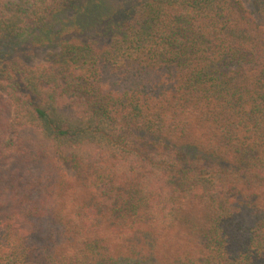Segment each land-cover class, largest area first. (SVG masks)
<instances>
[{"label":"trees","instance_id":"1","mask_svg":"<svg viewBox=\"0 0 264 264\" xmlns=\"http://www.w3.org/2000/svg\"><path fill=\"white\" fill-rule=\"evenodd\" d=\"M102 2L0 0V264H264V0H139L25 61Z\"/></svg>","mask_w":264,"mask_h":264},{"label":"rangeland","instance_id":"2","mask_svg":"<svg viewBox=\"0 0 264 264\" xmlns=\"http://www.w3.org/2000/svg\"><path fill=\"white\" fill-rule=\"evenodd\" d=\"M102 1V5L97 9L98 13L96 19L103 20L99 23V25H88L87 27L82 25V30H80L74 22L71 27L67 28H60V26L56 25V27H53L47 33L43 32L34 36L32 41H26V44L22 46L21 50V53H25L23 57L25 61L30 65L52 61L59 54L60 41L64 38L72 37L74 34H77V36L82 38L90 37V39L103 40L105 37L113 33V31L118 29V21H123L139 0ZM108 3L114 4V12H110V14L109 11L112 10V8L108 5ZM103 16H112V21L109 22L106 18H102ZM62 166L68 174H72L74 172L68 162H63Z\"/></svg>","mask_w":264,"mask_h":264}]
</instances>
